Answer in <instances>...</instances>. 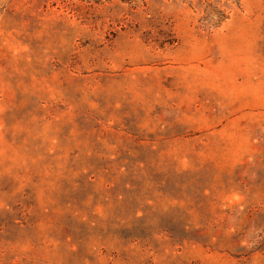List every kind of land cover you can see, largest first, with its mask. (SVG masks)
I'll return each instance as SVG.
<instances>
[{"label": "rangeland", "instance_id": "obj_1", "mask_svg": "<svg viewBox=\"0 0 264 264\" xmlns=\"http://www.w3.org/2000/svg\"><path fill=\"white\" fill-rule=\"evenodd\" d=\"M0 264H264V0H0Z\"/></svg>", "mask_w": 264, "mask_h": 264}]
</instances>
